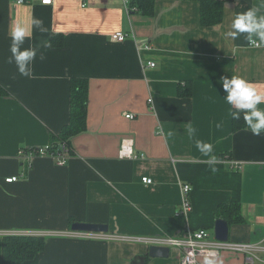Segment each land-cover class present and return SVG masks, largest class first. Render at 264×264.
<instances>
[{
  "label": "crops",
  "instance_id": "crops-1",
  "mask_svg": "<svg viewBox=\"0 0 264 264\" xmlns=\"http://www.w3.org/2000/svg\"><path fill=\"white\" fill-rule=\"evenodd\" d=\"M202 1L154 0L149 15L127 11L123 0H0V84L7 92L0 95V264L4 237L12 234L46 238L44 249L21 264H127L146 257L147 264H181L177 248L169 257H151L146 243L75 235L70 219L107 224L109 235L207 229L215 236L224 203L241 204L243 216L228 222L230 240L264 243V134L234 130L222 87L224 77L239 75L264 92V45L250 47L246 34L226 36L236 13L264 10V0H221L223 20L212 26L201 24ZM33 17L48 31L36 30ZM13 23L31 33L24 47L38 49L30 77L9 62ZM120 31L128 34L123 42L113 38ZM150 61L156 66L148 67ZM74 78L87 79V130L72 138L67 164L37 156L27 166L20 151L48 145L70 121ZM189 124L196 130L191 137ZM125 138L138 158L119 157ZM198 140L213 145L215 159L198 151ZM23 172L18 182H6ZM183 183L193 187L191 210L178 214ZM211 259L256 263L232 252Z\"/></svg>",
  "mask_w": 264,
  "mask_h": 264
},
{
  "label": "clouds",
  "instance_id": "clouds-1",
  "mask_svg": "<svg viewBox=\"0 0 264 264\" xmlns=\"http://www.w3.org/2000/svg\"><path fill=\"white\" fill-rule=\"evenodd\" d=\"M32 26L41 33L47 32L43 21L38 17H33ZM246 34L250 47L259 48L264 45V10L251 7L248 10L238 12L234 15L231 22V30L226 33L227 37L233 40L240 35ZM31 33L23 23H13L10 29L11 56L9 62L14 61L16 69L21 76L30 77L32 75V64L37 57L38 49L34 47H24L26 39ZM45 57L41 53L40 59ZM224 90L223 100L229 106L232 119L240 120L241 115L245 124V130H250L254 136L264 134V92H261L257 85L242 76L233 75L222 79ZM163 134V129L157 130ZM195 129L189 124L186 132L189 137L195 134ZM196 148L206 157L215 159L213 145L204 141H196ZM216 171L215 168L212 169ZM215 253H209L205 257L204 264H216L210 257Z\"/></svg>",
  "mask_w": 264,
  "mask_h": 264
},
{
  "label": "built area",
  "instance_id": "built-area-1",
  "mask_svg": "<svg viewBox=\"0 0 264 264\" xmlns=\"http://www.w3.org/2000/svg\"><path fill=\"white\" fill-rule=\"evenodd\" d=\"M18 3L32 2L34 0H16ZM42 4L51 5L55 0H40ZM126 10L131 12L130 2L131 0H123ZM128 37L127 33L122 31L113 34V38L116 41L123 42ZM148 67H155L156 63L150 61L147 64ZM146 66V67H147ZM152 98L149 99V102ZM127 118H133L132 114H127ZM60 148L55 151H51L50 144L46 146H36L26 150L20 151V159L31 166L32 160L37 156H49L55 160L59 165L67 164L69 158L71 157L69 149L62 144ZM119 157L121 159H134L138 158L135 151L134 142L130 138L123 139L121 147L119 150ZM25 176L23 172L22 175H15L6 178L7 183L18 182ZM143 181L147 184H151L153 180L148 177H144ZM193 191V187L190 183L182 184L183 192V202L182 210L178 214H186L191 210L190 196ZM75 235L95 237V238H107L117 241H128V242H142L149 246H167L169 248H177L181 251V264H200L202 259H205L209 253H215L214 256L210 258H217L224 252L240 253L248 257L251 262L256 260H262V254L264 253V243H251V242H235L230 239L227 241L218 240L213 234L207 229L199 230H189L181 236H132L125 234L109 235L103 232H92V231H73L71 232ZM20 235V234H15Z\"/></svg>",
  "mask_w": 264,
  "mask_h": 264
},
{
  "label": "trees",
  "instance_id": "trees-1",
  "mask_svg": "<svg viewBox=\"0 0 264 264\" xmlns=\"http://www.w3.org/2000/svg\"><path fill=\"white\" fill-rule=\"evenodd\" d=\"M132 12L141 11L145 14L154 13V0H133L130 2ZM224 16V2L221 0H203L200 6V21L203 26H212L221 23ZM52 44L60 46V40L54 36ZM88 83L86 78H74L71 100L70 121L62 128L61 132L53 135L50 140V150L55 151L64 144L74 154L72 138L87 130L88 115ZM7 92L0 84V95ZM185 95H191L190 89L183 91ZM181 93L182 95H184ZM234 130L245 127L242 115L240 120L234 119ZM218 219L239 222L243 220L241 204H221L217 210ZM74 219H70V224ZM46 245L44 236L7 235L3 241V259L5 264H21L26 260L33 259ZM144 262L127 264H147L149 257ZM122 264V263H121Z\"/></svg>",
  "mask_w": 264,
  "mask_h": 264
},
{
  "label": "water",
  "instance_id": "water-1",
  "mask_svg": "<svg viewBox=\"0 0 264 264\" xmlns=\"http://www.w3.org/2000/svg\"><path fill=\"white\" fill-rule=\"evenodd\" d=\"M73 231H92V232H109V226L107 224H94L85 222H74L72 224ZM215 237L221 241H227L230 239L229 223L225 219H218L215 226ZM171 248L167 246H151L149 255L151 257H169L171 254Z\"/></svg>",
  "mask_w": 264,
  "mask_h": 264
},
{
  "label": "rangeland",
  "instance_id": "rangeland-1",
  "mask_svg": "<svg viewBox=\"0 0 264 264\" xmlns=\"http://www.w3.org/2000/svg\"><path fill=\"white\" fill-rule=\"evenodd\" d=\"M255 264H264V263L262 261H260V260H256Z\"/></svg>",
  "mask_w": 264,
  "mask_h": 264
}]
</instances>
